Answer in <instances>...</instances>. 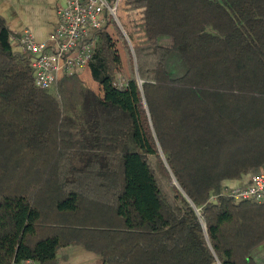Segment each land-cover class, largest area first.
<instances>
[{
	"label": "trees",
	"instance_id": "16d2710c",
	"mask_svg": "<svg viewBox=\"0 0 264 264\" xmlns=\"http://www.w3.org/2000/svg\"><path fill=\"white\" fill-rule=\"evenodd\" d=\"M123 8L136 68L107 18L87 39L98 91L82 70L35 87L0 19V264L75 245L101 264H257L264 204L223 191L264 171V0Z\"/></svg>",
	"mask_w": 264,
	"mask_h": 264
},
{
	"label": "built area",
	"instance_id": "2783aa9c",
	"mask_svg": "<svg viewBox=\"0 0 264 264\" xmlns=\"http://www.w3.org/2000/svg\"><path fill=\"white\" fill-rule=\"evenodd\" d=\"M122 0H65L57 7V25L50 35V44L35 41L24 30L18 36H10L15 50L32 56L33 83L39 89H51L63 75L74 70L86 69L93 44L87 41L89 34L106 24V19L117 21V11ZM124 83H120L122 86ZM223 194L234 203L251 201L264 204V171L253 174L246 184L224 186ZM214 196L210 197L213 200ZM12 264H39L25 259Z\"/></svg>",
	"mask_w": 264,
	"mask_h": 264
},
{
	"label": "crops",
	"instance_id": "0c3cea01",
	"mask_svg": "<svg viewBox=\"0 0 264 264\" xmlns=\"http://www.w3.org/2000/svg\"><path fill=\"white\" fill-rule=\"evenodd\" d=\"M64 4L65 0H0V19L10 36H18L28 30L35 41L50 44V35L57 25V7ZM11 45L14 49L17 47L12 41ZM82 73L88 86L94 84L97 87L87 69H83ZM56 261L58 264H101L98 255L80 245L58 249Z\"/></svg>",
	"mask_w": 264,
	"mask_h": 264
},
{
	"label": "rangeland",
	"instance_id": "374dc122",
	"mask_svg": "<svg viewBox=\"0 0 264 264\" xmlns=\"http://www.w3.org/2000/svg\"><path fill=\"white\" fill-rule=\"evenodd\" d=\"M125 0H122L119 10L117 12V21L114 20L115 24H117L121 34L123 36H125V39L130 47V55H131V62L134 68H136V59L134 56V49L131 47L129 40L126 38V35L124 33V30L122 29V23H126L128 21V18L126 16V12L123 8V4H124ZM108 30L114 35V37L117 39L118 44H120V48L122 45V41L118 38V36L115 34L114 28L111 27V25L108 26ZM170 43V40L168 39H163L161 40V44L164 45H168ZM121 55H122V60H123V67H124V71L123 74L126 76L127 73V63L129 62L128 57L126 56L125 50L121 49ZM166 70L169 74V76L171 78H177L179 76H181L184 73V64L182 63L180 57L178 56V54L176 53H171L169 58L166 61ZM80 77L83 79L84 81V75L81 72ZM121 83V82H120ZM88 86V84H87ZM90 86H94V84H91ZM88 86V87H90ZM91 88V87H90ZM94 91H98V88L96 86H94L92 88ZM231 186H237V184H228ZM251 256L252 258L255 260V262L257 264H264V243L260 244L257 248H255L252 252H251Z\"/></svg>",
	"mask_w": 264,
	"mask_h": 264
},
{
	"label": "water",
	"instance_id": "95a60500",
	"mask_svg": "<svg viewBox=\"0 0 264 264\" xmlns=\"http://www.w3.org/2000/svg\"><path fill=\"white\" fill-rule=\"evenodd\" d=\"M140 84V83H139ZM175 183V182H174Z\"/></svg>",
	"mask_w": 264,
	"mask_h": 264
}]
</instances>
